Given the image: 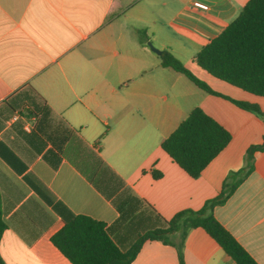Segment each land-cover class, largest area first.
Instances as JSON below:
<instances>
[{
  "label": "crops",
  "instance_id": "0c3cea01",
  "mask_svg": "<svg viewBox=\"0 0 264 264\" xmlns=\"http://www.w3.org/2000/svg\"><path fill=\"white\" fill-rule=\"evenodd\" d=\"M194 1L0 0V140L74 213L111 225L128 197L138 199L150 223L158 214L200 209L244 166L247 148L263 141L264 119L163 66L149 45L171 51L215 90L264 110V96L194 60L247 0H200L208 9ZM198 105L232 138L192 177L161 140ZM49 150L60 156L56 168L44 157ZM24 175L0 155L7 223L0 254L7 264H73L51 240L62 217ZM213 213L264 264V150ZM113 236L123 247L135 239L123 227ZM183 252L185 264H236L202 227L188 229ZM131 264H179L178 250L147 240Z\"/></svg>",
  "mask_w": 264,
  "mask_h": 264
},
{
  "label": "trees",
  "instance_id": "16d2710c",
  "mask_svg": "<svg viewBox=\"0 0 264 264\" xmlns=\"http://www.w3.org/2000/svg\"><path fill=\"white\" fill-rule=\"evenodd\" d=\"M194 60L215 77L264 96V0H247L238 15L195 53ZM161 64L183 73L205 91L229 99L264 119V110L259 104L215 90L171 51H162ZM231 138V132L198 105L161 140V147L189 175L198 177ZM257 150H264V138L261 143L247 148L244 166L230 171L219 194L207 199L200 209L185 208L169 219L158 214L157 221L150 223L149 216H141L143 212L139 209L138 199L128 197L117 203L120 216L107 225L90 215L74 213L40 179L26 172V163L0 140V155L16 171L25 173L28 183L62 217L64 224L51 240L73 264H131L147 240L173 244L178 250L179 264H185L184 239L192 227H202L236 264H259L213 213L214 206L223 203L254 169ZM44 157L54 168L58 167L59 155L49 150ZM153 174L155 177L161 175L159 171ZM121 227L135 234L127 247L121 246L113 236ZM6 229L0 192V241ZM0 264H7L1 254Z\"/></svg>",
  "mask_w": 264,
  "mask_h": 264
},
{
  "label": "built area",
  "instance_id": "2783aa9c",
  "mask_svg": "<svg viewBox=\"0 0 264 264\" xmlns=\"http://www.w3.org/2000/svg\"><path fill=\"white\" fill-rule=\"evenodd\" d=\"M194 5H196V6L200 7V8H203V9H208L209 8V5L207 3L203 2V1H200V0H195L194 1ZM32 126H33L32 124L28 123L26 125V129L27 130H31Z\"/></svg>",
  "mask_w": 264,
  "mask_h": 264
},
{
  "label": "water",
  "instance_id": "95a60500",
  "mask_svg": "<svg viewBox=\"0 0 264 264\" xmlns=\"http://www.w3.org/2000/svg\"><path fill=\"white\" fill-rule=\"evenodd\" d=\"M149 45L151 46V48L156 51L157 53H162V50L159 49L158 47H156L151 41H149Z\"/></svg>",
  "mask_w": 264,
  "mask_h": 264
}]
</instances>
